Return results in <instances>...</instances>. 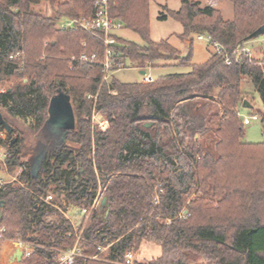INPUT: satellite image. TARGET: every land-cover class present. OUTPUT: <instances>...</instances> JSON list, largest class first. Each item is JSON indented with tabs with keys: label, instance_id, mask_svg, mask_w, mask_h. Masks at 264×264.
<instances>
[{
	"label": "trees",
	"instance_id": "1",
	"mask_svg": "<svg viewBox=\"0 0 264 264\" xmlns=\"http://www.w3.org/2000/svg\"><path fill=\"white\" fill-rule=\"evenodd\" d=\"M151 1L109 0L110 16L143 40L138 44L117 36L115 68L130 62L145 72L168 66L190 71L124 84L116 78L102 82L100 67L70 63L82 53L98 52L103 58L102 39L79 25L58 28L63 20L91 18L94 0H0V83L14 81L0 92V109L29 122L44 152L33 178L31 163L21 162V137L12 138L13 130L7 133L10 141L0 138L9 150L7 167L22 169L17 183L0 185V228H6L0 264H58L60 254L74 246L73 227L41 198L55 186L68 205L90 208L104 185L110 214L102 222L99 203L83 228L75 264H126L125 255L143 242L159 244L166 252L182 245L201 256L215 245L224 247V255H236L232 260L223 256L217 264H264V143L245 140L241 117L243 102L249 101L245 80L264 109V57L255 60L242 52L247 38L264 25V0H227L233 6L231 20L200 1L181 0L176 11L163 8L166 13L159 19L181 24L177 36L188 40L187 54L168 40L151 39ZM43 2L52 6L53 17L32 11ZM198 35L210 36L223 50L193 64ZM59 90L76 105V126L65 142L46 123L50 100ZM94 113L106 121L104 128L93 124ZM4 131L0 124V133ZM202 137L212 139L213 146L201 143ZM156 187L161 193L157 205ZM194 190L206 197L192 199L181 219ZM219 195L226 196L227 206L241 199L243 210L232 213V219L204 224L211 221L209 199ZM49 216L54 218L47 220ZM15 239L34 245L21 262H12V255L3 258L17 246ZM107 246L103 259H91ZM166 264L180 263L173 258Z\"/></svg>",
	"mask_w": 264,
	"mask_h": 264
},
{
	"label": "rangeland",
	"instance_id": "2",
	"mask_svg": "<svg viewBox=\"0 0 264 264\" xmlns=\"http://www.w3.org/2000/svg\"><path fill=\"white\" fill-rule=\"evenodd\" d=\"M63 1V0H62ZM197 1V0H194ZM202 6H207V0L200 1ZM218 4L213 7L219 10L224 15L226 20H231L233 18V6L227 0H218ZM162 5V6H161ZM167 5V6H166ZM168 10H178L181 6V0H152L150 3L149 9V21H150V36L151 39L155 42H160L162 40H168V42L173 45L175 48L180 50L183 54L188 53L187 46L189 45L188 40L182 41L177 35L183 32V28L180 23L176 22L175 20L168 18L167 20L159 19L161 13H166L164 11L165 7ZM226 7V10H225ZM164 8V9H163ZM225 10V11H224ZM32 11L34 13H39L44 16L53 17L54 10L52 6L47 3L43 2L40 5H33ZM118 35L122 36L121 38L136 42L138 44H143V40L141 37L130 30H127L123 27ZM251 51V58L255 60H262L264 57V35L249 41L246 45ZM212 52H215L212 45L209 44L208 41H199L197 36L194 37V46H193V54H192V63L193 64H201L205 62L211 55ZM175 62V61H174ZM170 61L168 63H174ZM178 63V62H177ZM190 68L188 66H168V67H158V68H151L150 72L153 75L154 79H157L163 75H167L170 73H186L189 72ZM114 78L124 84H139L145 82V75L140 73V70L136 68L132 63L127 62L125 67L119 68L114 73ZM14 81H4L0 83V92H4L7 88L12 86ZM243 90L247 96V99L252 103L253 108L247 109L243 108L241 110V117L245 118L246 116L252 117L253 115H259L260 119L257 121L251 122L250 125L245 126V140L249 143L253 144H262L264 143V122L262 121L264 118V109L261 105L260 99L257 95H253V87L248 80L243 82ZM254 96V97H253ZM213 101H217L214 97ZM72 101V105L74 108V112L76 115V105L75 102ZM6 121L14 128L15 133L11 135L12 138L15 136L21 137L23 140V153L21 155V162L30 161L33 162V158L38 152L43 150V147L38 145L39 136L35 134L30 126L29 122L15 119L10 117L6 112L2 111ZM146 120H150L146 118ZM98 121H104L106 126V121L97 114L96 120L93 121V124H98ZM216 126V124H215ZM103 127V128H104ZM98 128H101L98 126ZM8 134L4 131L0 133V138H2L3 142L10 141L11 137H7ZM199 138L198 136L196 137ZM201 143L204 141L209 147L213 146V140L210 138H201ZM1 144V140H0ZM38 146V147H37ZM37 148V150H36ZM9 150L8 146L1 144L0 145V185L7 184V183H17V178L21 173V168H15L11 170L7 167L6 163V155H8ZM159 187H156L155 190V197L154 201L157 205L159 203V196L160 192L157 190ZM55 186L51 187V191L48 194H52L54 199L52 201V205L58 212H60L65 218L70 220L71 225L73 227V235L75 238L74 246L78 247L79 244V235L80 231L85 227L87 221L84 214L81 213L83 208H87L86 205H83L81 208H77L74 206H70L67 204L66 198L63 193H58L54 191ZM106 189V185L99 189L98 201L100 202L102 196L104 195V191ZM225 195V194H224ZM196 197H206L201 192H197L194 190L189 197V201L185 204L183 208V213L179 215L182 219L185 215L189 212V205L191 204V200L195 199ZM222 197V198H221ZM226 196H217L214 198L209 199V216L211 221L204 222L208 225L210 224H217L220 223L222 220H229L232 219L235 211L240 213L243 210V206L241 205V199L236 200L235 204H231L227 206V203L223 201L225 200ZM44 202V201H43ZM208 202V201H207ZM224 202V203H223ZM49 205V204H48ZM99 206V203H98ZM98 208V207H97ZM54 216L47 217V220H51ZM168 224H170L171 220H167ZM226 222V221H225ZM227 224V222H226ZM16 240V239H15ZM18 241V240H16ZM183 243V242H181ZM228 243H230L228 241ZM109 246L101 247L100 253L96 256L91 257V259H103L105 254L108 251ZM15 248H11L8 252L6 251L3 254L4 259H8L11 256V253L14 251ZM224 247L218 246H211L207 247V250H202L207 253L205 256H201L197 254V251L188 250V248H184L182 245H179L176 250L166 252L163 250L161 245L155 244L153 242H143L139 247H135L132 251L133 259L137 260L138 264H149V262H154L157 264H166V262L172 261L175 258V261L179 262L180 264H217L219 259L223 256H227L232 260L236 255L231 254L228 256L227 254L224 255ZM81 251V250H80ZM212 253V255L210 254ZM210 254V255H209ZM61 255V254H60ZM60 257V256H59ZM226 257V258H227ZM77 262V261H76Z\"/></svg>",
	"mask_w": 264,
	"mask_h": 264
},
{
	"label": "built area",
	"instance_id": "3",
	"mask_svg": "<svg viewBox=\"0 0 264 264\" xmlns=\"http://www.w3.org/2000/svg\"><path fill=\"white\" fill-rule=\"evenodd\" d=\"M218 0H207L208 5L210 7H215L217 5ZM95 11L94 15L88 19H68L63 20L58 23V28L60 30L66 29H74L77 25L81 26L84 30L88 31L92 36L98 39H102L105 45V52L103 58L100 57L98 52H93L92 54L82 53L79 56H72L70 58V63H79L83 64L87 67V69H92L95 67H100L103 73L102 82L109 83L114 78V73L118 69L114 66L113 57L116 52V46L118 45L116 37L119 36L118 33L123 30V24L112 18L109 14V0H94ZM197 39L199 41H208L210 45L213 46L216 53L222 52V47L214 43L212 38L207 35H198ZM241 50H238L237 54L240 53ZM251 50L245 47L242 52L247 53L251 56ZM19 57V54L14 55L11 59H15ZM226 61L230 64V58L227 57ZM150 69H147L145 73L146 82H153L155 79L150 72ZM97 117V113H94L92 116V120L95 121ZM259 115L255 114L252 117L246 116L243 118V124L248 126L251 124L252 120H259ZM105 125L104 121H98V126L103 128ZM103 197V196H102ZM46 204L52 205V201L54 196L52 194H48L46 197L41 198ZM102 199V198H101ZM101 201V200H100ZM98 197L92 204L90 208H83L81 213L85 215L86 221L92 216L95 210L98 207ZM6 233V228H0V239H4V234ZM83 229L80 231L79 240L82 238ZM17 242V246L14 251L11 253L13 255L17 248L23 249V258L30 256L32 252V247L34 245L29 243H24L22 241ZM81 256L80 249L75 246L69 250L63 251L59 257L58 264H75L78 257ZM133 255L131 253L125 255L126 264H133Z\"/></svg>",
	"mask_w": 264,
	"mask_h": 264
},
{
	"label": "water",
	"instance_id": "4",
	"mask_svg": "<svg viewBox=\"0 0 264 264\" xmlns=\"http://www.w3.org/2000/svg\"><path fill=\"white\" fill-rule=\"evenodd\" d=\"M264 35V25L261 26L257 31L251 34L247 41L254 40L260 36ZM142 75H145V71H140ZM243 108L252 109L253 106L249 103V101L245 100L243 102ZM48 127L55 133H59L62 135V141L65 142L66 136L69 132L75 129L76 126V117L74 108L72 105L71 97L59 90L57 95L51 98L49 107H48V119H47ZM0 124L6 133H13L14 128L6 121L1 109H0ZM151 125L146 124V126ZM44 158V152L41 151L33 158V162H31V173L33 178H36L39 174L42 162ZM1 169V167H0ZM100 214L99 219L102 222H105L110 214V203L108 201L107 196H103L100 201ZM2 217V212L0 211V219ZM23 258V249L17 248L15 253L11 257L12 262H21Z\"/></svg>",
	"mask_w": 264,
	"mask_h": 264
},
{
	"label": "crops",
	"instance_id": "5",
	"mask_svg": "<svg viewBox=\"0 0 264 264\" xmlns=\"http://www.w3.org/2000/svg\"><path fill=\"white\" fill-rule=\"evenodd\" d=\"M197 1H203V0H197ZM218 4V3H217ZM162 6V5H161ZM167 6V5H166ZM163 7H165V6H163ZM166 8V7H165ZM171 10V9H170ZM225 10H226V7H225ZM224 10V11H225ZM223 18L225 19V17H224V15H223ZM119 37H122L121 35L119 36Z\"/></svg>",
	"mask_w": 264,
	"mask_h": 264
},
{
	"label": "flooded vegetation",
	"instance_id": "6",
	"mask_svg": "<svg viewBox=\"0 0 264 264\" xmlns=\"http://www.w3.org/2000/svg\"><path fill=\"white\" fill-rule=\"evenodd\" d=\"M57 134H59V133H57ZM61 135V134H60ZM38 147V146H37ZM36 150H37V148H36ZM41 152V151H40ZM40 152H38V153H40ZM23 153V152H22ZM22 155V154H21ZM37 155V154H36ZM35 155V156H36ZM7 158H8V155H6V161H7ZM28 162H30V161H28ZM31 163V162H30Z\"/></svg>",
	"mask_w": 264,
	"mask_h": 264
}]
</instances>
